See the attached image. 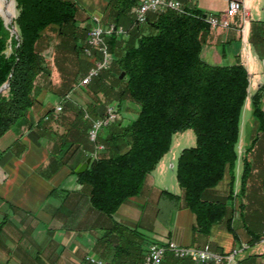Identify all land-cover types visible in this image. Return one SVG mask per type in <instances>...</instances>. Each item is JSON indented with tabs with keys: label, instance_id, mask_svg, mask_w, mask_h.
I'll use <instances>...</instances> for the list:
<instances>
[{
	"label": "trees",
	"instance_id": "16d2710c",
	"mask_svg": "<svg viewBox=\"0 0 264 264\" xmlns=\"http://www.w3.org/2000/svg\"><path fill=\"white\" fill-rule=\"evenodd\" d=\"M139 1H108L102 22L121 26L128 38H106L110 68L87 86L79 83L87 72L80 67V56L88 32L84 21L89 16L74 0H15L17 38L0 17V88L8 84L0 93V137L35 106L40 91L58 95L63 112L53 119L54 108L45 111L51 123L41 128V134L50 138L51 154L63 164L78 152L84 153L81 162L90 158L82 174L76 175L74 169L73 174L78 194L107 222L99 227L102 232L94 244V252L106 264H141L145 237L140 226L116 221L114 214L141 194L146 178L169 151L173 135L186 130L193 131L195 145L182 149L176 161L181 194L161 190L155 218L160 205L172 212L183 207L194 216V233L208 236L213 225L222 223L235 236L231 227L234 170L247 71L239 61L213 66L201 58L210 31L206 14L182 6L179 11L149 13L144 24H137L132 11ZM52 41L53 52L46 58L44 52ZM53 69L59 78L57 87L51 80ZM78 87L83 92L76 98L84 100V106L77 99H66ZM263 91L264 86L251 96L259 129H264ZM110 102L116 103L117 110L125 102L136 105V116L125 124L111 123L90 142L91 124L103 116L100 106ZM97 146L103 151L97 152ZM248 150L242 157L238 197L244 194L250 172ZM226 174L228 191L221 194L215 188ZM243 207L239 202V209ZM247 234L250 243L258 242L260 234L249 229ZM163 264L198 263L169 255Z\"/></svg>",
	"mask_w": 264,
	"mask_h": 264
},
{
	"label": "crops",
	"instance_id": "0c3cea01",
	"mask_svg": "<svg viewBox=\"0 0 264 264\" xmlns=\"http://www.w3.org/2000/svg\"><path fill=\"white\" fill-rule=\"evenodd\" d=\"M74 1L86 14L97 18L105 11L109 0ZM177 1L181 6L228 21L226 29H210L201 58L213 66H230L239 61L248 74L247 98H251L264 86V0H236L247 12L245 22L239 13L227 15L231 0ZM36 100L35 106L0 137V264H35L40 258L49 264H82L85 256L96 255L94 244L102 232L99 227L107 222L92 212L88 200L78 194L79 184L73 169L85 162H81L84 153L78 152L63 164L51 154L50 138L41 134V128L51 123V115L44 117L45 111L41 108L46 105L54 108L60 101L58 95L40 91ZM54 115L52 118L56 119L58 116ZM187 131L173 135L170 147L177 135H180L177 138L180 150L193 144V138L184 134ZM180 150L171 161L174 158L177 161ZM168 152L146 178L141 194L123 203L114 219L130 226L139 225V232L151 233L160 243L173 241L194 248L209 245L214 252L224 254L241 248L230 264H264L263 246L250 243L248 227L240 222L237 211L231 223L235 236L222 223L213 225L208 236L194 233V216L183 207L172 212L168 224L161 230L154 229L153 222L151 226L148 221L141 222L137 208L147 203L150 195L157 192L158 199L159 192L168 188L173 190L172 194H181L175 177L176 161L169 162L171 181L170 174L166 173L164 159ZM239 162L240 158L234 170L233 195L240 182ZM228 182L226 174L215 189L226 193ZM232 202L235 205L237 197ZM149 243L144 241V251Z\"/></svg>",
	"mask_w": 264,
	"mask_h": 264
},
{
	"label": "rangeland",
	"instance_id": "374dc122",
	"mask_svg": "<svg viewBox=\"0 0 264 264\" xmlns=\"http://www.w3.org/2000/svg\"><path fill=\"white\" fill-rule=\"evenodd\" d=\"M17 13H18V11H17L15 0H0V17L4 20L5 25L10 27L11 33L16 38L18 37V32H17V29H16L13 22H14L15 18L17 17ZM103 13L100 15V17H97V18L87 14V16H89V19H86L84 21V24H88V32H87L85 47H84V49L81 53V56H80V59L82 60L80 62V67L85 72L87 70L86 74L88 73L89 69L92 67L93 62L91 61V59L85 57L84 50L88 49L90 52H92V55H94L95 57H99L98 53L95 50H92L88 45V35H89L90 30L95 26L96 23H99L102 26L114 25L111 23L105 24L102 22L103 21L102 20ZM133 16H134V13H133ZM82 17H83V13L81 14V19H82ZM134 19H135V17H134ZM119 27H121V26H119ZM123 31H124L123 34H115V35H118L124 39H127L128 38L127 33L125 32L124 29H123ZM105 42H106V40H105ZM54 45H55V41H52L51 46L44 52L46 58H49L50 55L52 54ZM107 48H108V46H107ZM108 52H109V49H108ZM109 54H110V52H109ZM111 57H112V55H111ZM110 65H111V63H110ZM101 72H103V71H101ZM58 79L59 78H58L57 72L55 69H53V71L51 73V80H52L53 86L57 87L59 85ZM56 80H57V82H56ZM81 80H80V82H81ZM79 86H87V85H81L79 83ZM46 92H52V91H46ZM82 92H83L82 88L78 87L72 93L69 92L66 95V99H73V100L75 99L76 100L78 98L77 94L78 93L82 94ZM52 93H54V92H52ZM261 101L263 103V104H261V108L264 109V98H263V100L261 99ZM78 102L82 106H84V103H85L84 100H78ZM251 104H252L251 98H247L246 102L244 103L242 113H241L240 133H239V140H238V144H237L238 158H240V162L238 163V169L240 171V173L238 175V181H240V176L242 173V157H243L244 151H246L248 149L249 150L246 154V157H247V161L250 165V172H249V175H248L247 180H246L244 194L242 196L238 197V195L240 193V182H239V187L235 193V198L237 197V202H235L234 209H235V211H237L238 219L240 220V222L242 224L245 225V227H248V229L251 230L253 232V234H260L261 235L262 230H263V226H264L263 225L264 224V129H259L258 123L255 121V118L252 115L253 108H252ZM61 105H62V103H61V101H59V104H57L54 107V114H55L54 117H57L60 114H62L63 110H62ZM58 106H60V108H61L60 111H56V107H58ZM108 106H112L116 109L115 110L116 111V118L113 121L116 123L122 122L125 124L129 120L134 119L136 116V113L138 111V107L134 104L129 103V102H125V103L121 104V106H119V110H117L118 107L116 106L115 102H110V103L104 104V106H100V108H99V110H101L100 113H102L104 115L105 109ZM48 109H50V106L46 105V106L41 108V111L42 112L47 111ZM84 117L88 118V116L86 114ZM98 119H100V118H98ZM14 128H15V126H14ZM105 129H106V127H103L102 129H100L98 131V136L100 134L104 133ZM87 134H88V132H87ZM184 134H189L190 137L193 138V144H191L190 146L186 145V146H184V148L193 147L195 145V135H194L193 131L189 130ZM177 136L179 137L180 135H177ZM178 137L174 138V140L172 142V146L170 147V151L168 152L167 156L164 159L165 160L164 163H165V166L167 168L166 173L168 174V176L170 174V181H171V172H170V163L169 162L171 161V158H173V156L175 157V155H177L176 154L177 151L180 150L179 145H178V141H177ZM253 140H255V143L251 147V143ZM97 147H99V146H97ZM179 154H180V152H179ZM175 159L176 158H174V160H172V161L175 162L176 161ZM174 162H172V164H174ZM173 182H174V180L172 177V183ZM149 185H150V178L148 179V181L146 183L147 187ZM167 185H169V184H167ZM166 190L174 193L171 188H168ZM157 191H159V190H157ZM153 194L149 196L147 203L138 207L137 209L139 211V215L141 213L140 219H141L142 223L148 221V223H150V226H151V222H153V224H154L153 228L156 230H161L168 224L170 216L172 215V211H169L167 205L165 207L160 205V209H161L160 215L157 218H155L156 199H157L156 194H157V192L153 193ZM239 202H242L245 205V207L239 209ZM144 237H145L144 241H147V242L150 241L149 244L160 243L159 240H156L153 237V235H151V233H144ZM148 245H147V247H148ZM147 247H146V249H147ZM145 251H144V254H145ZM91 255L98 257L97 255H94V254H91ZM167 256H169V255H167ZM49 263H50L49 261L40 258L37 260V262L35 264H49Z\"/></svg>",
	"mask_w": 264,
	"mask_h": 264
},
{
	"label": "built area",
	"instance_id": "2783aa9c",
	"mask_svg": "<svg viewBox=\"0 0 264 264\" xmlns=\"http://www.w3.org/2000/svg\"><path fill=\"white\" fill-rule=\"evenodd\" d=\"M181 7V4L177 0H140L137 6L133 9V13L137 24H143L149 13H159L165 10L179 11ZM226 13L228 16H234L239 13L243 22H245L247 18V12L243 4L236 0H231L228 3ZM205 21L211 29L216 27L226 29L229 27L228 21L220 20L214 15H206ZM123 33L124 31L122 27L115 25L102 26L99 23H96L90 30L88 35V45L92 50H95L98 53L99 57L92 55V52L88 49L84 50L85 57L91 59L93 65L81 80V85H88L101 71L109 69L112 57L108 52L105 40L112 35ZM60 109V106L56 107V111H60ZM115 110L114 107L108 106L105 109L104 115L91 124V127L88 130V139L90 142H95L98 137V131L103 127H107L115 120ZM97 151L102 152L103 147H97ZM257 243L264 248V226ZM240 249L241 248H236L224 254L214 252L209 245H205L202 248H194L178 245L173 241L151 243L145 251L141 264H163L167 255L176 259H190L198 264H230L231 262H234V258ZM82 264H105V262L96 256L87 255L84 257Z\"/></svg>",
	"mask_w": 264,
	"mask_h": 264
},
{
	"label": "water",
	"instance_id": "95a60500",
	"mask_svg": "<svg viewBox=\"0 0 264 264\" xmlns=\"http://www.w3.org/2000/svg\"><path fill=\"white\" fill-rule=\"evenodd\" d=\"M122 76H123V73L120 75V78H122ZM7 86H8L7 83L4 84V85L0 88V93H1L4 89H6ZM89 162H90V158L86 159V161H85L84 163H82L77 169H75L74 173H75L76 175H78V174H82V173L87 169Z\"/></svg>",
	"mask_w": 264,
	"mask_h": 264
}]
</instances>
